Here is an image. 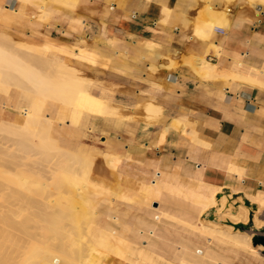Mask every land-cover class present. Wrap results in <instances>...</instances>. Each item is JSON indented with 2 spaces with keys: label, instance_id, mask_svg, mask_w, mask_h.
<instances>
[{
  "label": "crops",
  "instance_id": "0c3cea01",
  "mask_svg": "<svg viewBox=\"0 0 264 264\" xmlns=\"http://www.w3.org/2000/svg\"><path fill=\"white\" fill-rule=\"evenodd\" d=\"M191 1L178 6V0H79L73 8L56 5L53 16L39 21L31 15L44 2L31 0L25 7L27 18L0 10V29L59 51L91 81L90 92H104L116 106V116L90 114L73 124L72 109L63 111L59 105L46 112L58 122L60 144L95 162L106 153L117 160L116 171L101 162L113 178H101L110 189H122L124 174L179 194L219 187L217 198L224 194L234 204L247 200L256 206L247 195L264 199V9L255 15L247 7L233 6L227 31L216 25L209 38L199 39L192 27L208 18L206 5L223 9L225 0ZM8 4L15 6L13 0ZM164 7L171 9L170 17L160 22ZM199 56L215 64L220 75L204 77ZM150 100L160 107L153 119L145 118L142 108ZM86 137L99 138L101 150L85 147ZM109 200L104 204L130 206L117 208L132 221L144 217L137 202L120 203L114 196ZM158 225L176 233L179 245L190 240L200 253L207 246L208 240L183 227L163 221ZM258 250L260 257L230 245L214 256L220 264H264L263 246ZM193 253L175 246L163 263L181 264L178 258L184 257L213 264Z\"/></svg>",
  "mask_w": 264,
  "mask_h": 264
},
{
  "label": "bare ground",
  "instance_id": "6f19581e",
  "mask_svg": "<svg viewBox=\"0 0 264 264\" xmlns=\"http://www.w3.org/2000/svg\"><path fill=\"white\" fill-rule=\"evenodd\" d=\"M78 1L43 0V5L37 7L31 16L45 21L58 11L56 5L73 8ZM190 1L178 0L177 4L189 5ZM232 1L234 7L249 5L257 15L264 9V0ZM8 2L0 3V10L10 9L28 17L25 7L31 0H13L14 7ZM206 9L208 18L195 22L192 27L195 38H209L216 25L226 31L229 29L232 18L229 10L225 12L209 4ZM161 12L160 22H167L171 9L164 7ZM62 55L47 45L15 39L0 29V132L10 134V137L0 140V157H9L8 162L5 160L6 163L0 165L1 189L5 186L10 188L8 195L22 197L26 199L25 203L35 198L48 200L53 195L59 198L52 210L32 212L33 218L40 222L36 223L34 231H29L24 226L25 222L19 228L13 225L8 216L2 215L3 208L7 206H0V264H28V256H23L33 251L37 252L39 264H60L78 252L81 253L78 257L81 264H164L167 250L175 246L193 251L194 258L206 259L213 264H220L214 253L230 245L245 248L260 257L259 247L255 248L250 243L249 235L232 226L235 220L246 223L250 206L239 204L233 210L230 205L224 207L226 196H216L219 187L210 186L208 191L188 190L179 194L160 187L156 182L145 183L123 174L120 179L122 189L112 190L103 179L93 176L95 161L82 155L78 149L59 143L58 122L46 113L59 105L63 111L72 109V124L90 114L103 117L118 114L111 99L104 92H90L91 81L82 76L80 69L68 57ZM204 57H198L200 72L204 77L215 78L219 74L218 68ZM225 76L231 77L230 74ZM142 108L147 119H153L160 112V107L151 100L145 101ZM7 141L11 142L6 144ZM201 142L205 143V140ZM101 162L110 171L118 169L117 160L110 153L104 154ZM63 196L68 197L67 203L62 201ZM100 196L103 198L99 199ZM110 196L120 203H139L138 211L144 217H134L132 221L126 211L118 210L117 206L121 204H110ZM247 196L256 202L255 213L264 210L263 198ZM107 199L110 202L105 205L106 209H100ZM129 207L123 208L129 210ZM211 210L216 218L221 213L228 215V223L206 217L205 214ZM162 221L183 227L203 241L208 240L206 248L202 253L197 252L191 248L193 242L190 240L179 245L176 233L159 227L158 223ZM39 236L55 244H51L49 249H41L31 242ZM178 259L181 264H196L184 257Z\"/></svg>",
  "mask_w": 264,
  "mask_h": 264
},
{
  "label": "rangeland",
  "instance_id": "374dc122",
  "mask_svg": "<svg viewBox=\"0 0 264 264\" xmlns=\"http://www.w3.org/2000/svg\"><path fill=\"white\" fill-rule=\"evenodd\" d=\"M233 6H234V2L232 0H225V6H224L223 10L225 12H227L229 10V8H231ZM239 7H247L248 9L251 10V12L253 14L257 15V12L255 10L251 9L249 7V5H247V4H241ZM228 14H229V12H228ZM205 20H202V22ZM13 37L15 39H17L15 36H13ZM15 94L16 93L13 92V95H15ZM6 136L10 137V134H8V133L3 134L2 132H0V140H2V141L5 140ZM87 138L88 137H86V139L82 140L85 147H87L89 149H93V151H95V153L98 152L99 150H101L99 147V145L101 144L99 138H95L94 140L89 139V138L87 139ZM10 142L11 141H7L6 144H9ZM71 149L74 150L76 148H71ZM5 160L8 162L9 157L8 156L0 157V165L6 163ZM24 162H27V160H24ZM93 173H94L93 176L95 178H100V179L104 178V179H107L109 181L113 180V178L111 177L110 174H108L106 171L102 170L100 155H98L96 158V163L94 165V172ZM4 188L5 189H1V186H0V206H7V207L3 208L4 213L2 215L8 216L10 218L11 223L13 225H15L16 227L23 225V223L25 222L24 226H27L29 231L36 230V228H35L36 223L37 224L40 223L39 221H37L33 218L34 214H32V212L37 211V210L38 211L39 210L40 211H43V210L50 211L53 209V205H55L56 201L59 199V198H57L56 195H53L48 200L44 199V198H35L32 200H29L30 203L26 202V203H28V204H26L25 202H23L26 199H23L22 197H19V196L10 197L7 193L8 190H10V188H7L6 186ZM61 199H62V201L66 202V203L68 202L67 196H63ZM233 204L234 203L232 201H230V200L228 201V199H226L225 203H224V207L226 205H230L229 208H231L233 210L239 204L244 205V201L243 202L240 201L238 204H234V205ZM8 205H11L9 210H8ZM105 205L106 204L100 205V209H102V210L106 209ZM254 213H255L254 210H252L250 207L249 211H248V217H247L246 223L242 222L241 220H235L234 223H232V226H233V224L238 223V222H241V223H244L247 225L246 229H241V230L245 231V233H247V235H249L250 243H251V236L254 234H257L258 232H261V228L264 226V211H259V212L255 213L256 214L255 219H253ZM40 215L42 216L43 213H40ZM205 216L210 218L209 212L207 214H205ZM212 216L213 217L210 219H213L215 221H222L223 223H228L227 222L228 221V219H227L228 215H224L223 213H221V214L217 215V218H216V216H214L212 213ZM250 216H252L251 219H250ZM233 228H236V227L233 226ZM249 230L252 233V235L249 232ZM18 233L21 236H23V238H26V235H24L20 232H18ZM31 242L33 244H35L37 247H39L41 249H45V250L49 249L51 244H53V243L55 244L54 241L53 242L46 241V239L44 237L42 238L40 236H39V239L38 238L32 239ZM24 245L26 246V245H28V243L27 244L25 243ZM257 246L259 247L261 245H257ZM36 254H37L36 251L27 252L26 254H24L23 258L25 257V255H27L28 256L27 262H29L28 264H39L38 263L39 257ZM80 255H81V253L78 252V253H76V255L72 259L69 258L67 260H64L60 264H81L78 260V257Z\"/></svg>",
  "mask_w": 264,
  "mask_h": 264
},
{
  "label": "water",
  "instance_id": "95a60500",
  "mask_svg": "<svg viewBox=\"0 0 264 264\" xmlns=\"http://www.w3.org/2000/svg\"><path fill=\"white\" fill-rule=\"evenodd\" d=\"M244 204L247 206H250L252 210L256 209L255 205H251L247 200L244 201ZM213 216L211 215L210 218H212ZM252 216H250L251 219ZM234 227L239 228V229H246L247 225L241 222L235 223L233 224ZM261 232L264 233V226L261 228ZM251 243L252 245H257V244H261L263 246V253H264V234L263 235H259V234H254L251 236Z\"/></svg>",
  "mask_w": 264,
  "mask_h": 264
}]
</instances>
